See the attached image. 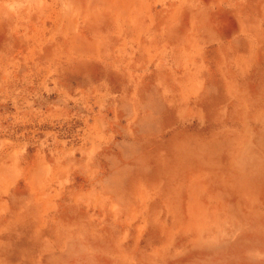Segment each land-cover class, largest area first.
<instances>
[{"label":"rangeland","instance_id":"374dc122","mask_svg":"<svg viewBox=\"0 0 264 264\" xmlns=\"http://www.w3.org/2000/svg\"><path fill=\"white\" fill-rule=\"evenodd\" d=\"M0 264H264V0H0Z\"/></svg>","mask_w":264,"mask_h":264}]
</instances>
